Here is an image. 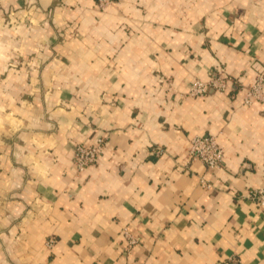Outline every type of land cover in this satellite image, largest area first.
<instances>
[{"label":"crops","instance_id":"0c3cea01","mask_svg":"<svg viewBox=\"0 0 264 264\" xmlns=\"http://www.w3.org/2000/svg\"><path fill=\"white\" fill-rule=\"evenodd\" d=\"M97 1L0 0V264H264V0Z\"/></svg>","mask_w":264,"mask_h":264},{"label":"built area","instance_id":"2783aa9c","mask_svg":"<svg viewBox=\"0 0 264 264\" xmlns=\"http://www.w3.org/2000/svg\"><path fill=\"white\" fill-rule=\"evenodd\" d=\"M113 0H98L97 5L101 9L106 8ZM225 87V75L223 71H218L217 74L211 76L208 80L196 78L191 86L189 94L203 95L210 88L216 90ZM246 91L244 94V103L251 104L254 101L264 102V72L256 76V78L245 86ZM106 139L103 136L98 137L95 142L83 141L75 145V164L77 169L83 170L96 163L101 151L104 148ZM164 149L159 148L157 153H162ZM189 159H199L208 168H214L221 165L223 160V148L219 144L215 134L209 133L205 135H195L190 140V145L187 150ZM251 196L255 197L258 201L264 202V189L254 188L251 189ZM124 233L128 239L127 249L138 243V238L130 233V230L125 228ZM55 242L54 238L47 241L49 246ZM226 264H239L236 260H230Z\"/></svg>","mask_w":264,"mask_h":264}]
</instances>
